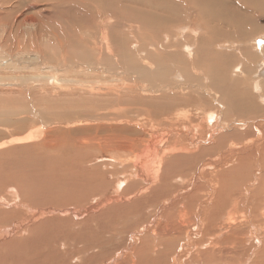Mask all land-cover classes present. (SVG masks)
I'll return each mask as SVG.
<instances>
[{
    "label": "rangeland",
    "instance_id": "obj_1",
    "mask_svg": "<svg viewBox=\"0 0 264 264\" xmlns=\"http://www.w3.org/2000/svg\"><path fill=\"white\" fill-rule=\"evenodd\" d=\"M32 1L0 10V264H113L123 255L119 263L171 264L182 241L199 239V219L202 241L185 246L178 264H200L201 254L212 264H264L258 151L248 150L254 161L236 168L237 151L264 123V102L252 89L264 55L259 8L230 0L238 14L211 20L194 58L177 55L186 79L174 84L167 54L162 79L143 52L170 28L138 27L134 0H59L51 9L47 0L28 7ZM97 7L118 21L101 25ZM208 111L217 117L206 118ZM170 222L175 233L160 235Z\"/></svg>",
    "mask_w": 264,
    "mask_h": 264
},
{
    "label": "bare ground",
    "instance_id": "obj_2",
    "mask_svg": "<svg viewBox=\"0 0 264 264\" xmlns=\"http://www.w3.org/2000/svg\"><path fill=\"white\" fill-rule=\"evenodd\" d=\"M25 1V0H24ZM47 1H49L48 3H47V8H53V7H56V6H58V4H59V0H47ZM64 0H60V4L63 2ZM71 1V0H70ZM78 0H72V2H77ZM99 1V0H98ZM116 1V0H115ZM240 2H241V4L243 5V4H245V5H248V6H250V7H257V8H259L258 10H260V13H262V14H264V0H239ZM45 2V1H44ZM69 2V1H68ZM112 2H114V0L112 1ZM189 0H134L133 1V3L135 4V6H134V8H131V9H129V10H131V11H133V13H134V21L135 22H137L138 23V27H139V25L140 26H142V25H144V24H147L148 22L150 23V22H154V23H156V24H159V25H162V26H165L166 28H170L167 32H165L164 33V35L162 36V38H160L161 40L159 41L158 40V38H155L154 40H152V42L150 43V41L149 42H147L146 44L148 45L147 47H149L148 49V51H143V50H141V51H143L144 52V54L145 55H149V57H150V61H152V63L156 66H154L155 67V69H156V71H157V73H158V76L161 78L164 74H162V72L163 71H165V70H162L163 68H162V66H164V64H163V62H162V60L160 59V57H161V55L164 53V54H167V57H168V59H169V63L171 64L170 66H172L173 67V73L171 74V75H173V78H172V80L171 81H168V79L166 80V81H168L167 83H169V82H172V83H174V84H178L179 82H180V80L182 79V84H184L185 83V79H186V74L185 73H183L182 72V70H181V65H180V57L181 56H177L178 54L180 55V52H182V53H184V55L188 58H192L193 57V54H194V48L195 47H197V46H195L194 44H197V43H199L201 40H202V38H203V32H205V27H207V25L209 24V23H211L212 21L211 20H213V21H215L214 19H216L217 17H223V16H225L226 18H227V16L229 17V16H235L236 17V15L238 14V11H236V8L238 7L237 5H233L232 4V2L230 1V0H193L191 3H190V5H189ZM116 3V2H115ZM235 3V2H234ZM39 4V3H38ZM42 4V3H41ZM113 4V3H112ZM111 4V5H112ZM117 4H121L120 3V0L119 1H117V3H116V6H117ZM76 5V4H75ZM91 5H92V3H91ZM110 5V6H111ZM34 6V8H35V6H36V0L35 1H32L30 4H29V6L28 7H33ZM102 6H104V4L102 5ZM122 6H124V5H122ZM3 7H4V9H5V11H7L8 9L10 10V9H12V8H14L13 7V2H11V0H0V10L1 9H3ZM77 7V6H76ZM83 7V6H82ZM109 7V6H108ZM240 7H242V6H240ZM102 8H104V7H102ZM101 7L100 8H98L97 7V17L98 18H101V19H106V21H104L105 23H103L102 22V24L101 25H104V27H107V26H109V25H111V23L108 21V20H110V19H116L117 20V18H116V16L115 15H113V14H115V13H113V14H111L110 12H108L106 9H104V10H106V13L105 14H102L101 13V9H102ZM111 8V7H110ZM128 8V7H127ZM256 8V9H257ZM3 9V10H4ZM90 10V9H89ZM242 10V9H241ZM250 10L251 9H249V12H250ZM27 11V10H26ZM246 11V10H245ZM248 11V10H247ZM255 11V10H254ZM242 12V11H241ZM0 13H2V12H0ZM248 15H249V13H248ZM15 17V16H14ZM30 17V16H29ZM33 17V16H32ZM106 17V18H105ZM219 17V18H220ZM238 17V16H237ZM241 17V16H240ZM239 17V18H240ZM246 17H247V15H246ZM19 18V16L17 17V19ZM233 18V17H232ZM3 19V18H2ZM54 19V18H53ZM100 19V20H101ZM234 19V18H233ZM241 19V18H240ZM6 20H7V18H6ZM218 20V19H217ZM238 21V23L240 22V20H238V18H235V21ZM70 21V20H69ZM118 21V20H117ZM244 21V20H243ZM246 21V20H245ZM17 22V21H16ZM20 22H21V20H20ZM25 22V21H24ZM217 22V21H216ZM3 23H6V22H2V27L4 28V25H3ZM12 23V22H11ZM10 23V24H11ZM61 23V22H60ZM113 24H115V22H113ZM211 24H213V23H211ZM15 25V24H14ZM14 25H12V26H14ZM20 25H22L21 23H20ZM33 25V24H32ZM159 25H158V27H159ZM10 26V25H9ZM11 26V27H12ZM115 26V25H114ZM146 26V25H145ZM137 27V26H136ZM214 27V26H213ZM239 27H241L240 25H239ZM19 29V28H18ZM23 30V29H22ZM73 30V29H72ZM213 30V29H212ZM153 31V30H152ZM107 33V32H106ZM153 34V35H152ZM152 36H154L155 37V35H156V33H155V31L154 32H152ZM151 35L149 34V33H146V35H144L143 37L144 38H150L151 37ZM4 36V35H3ZM6 36V35H5ZM12 36V35H11ZM161 36V35H160ZM189 36V37H188ZM190 36H191V40L193 39V42L192 41H190ZM2 37V36H1ZM213 37V36H212ZM3 38V37H2ZM15 38V37H14ZM104 38L105 39H112L113 38V36H112V34H109L108 36H105L104 35ZM152 38V37H151ZM210 39V38H209ZM1 40V39H0ZM102 40V39H101ZM5 41V40H4ZM117 41V40H116ZM156 41V42H155ZM192 42V43H190V42ZM146 42V41H145ZM224 42H225V40H224ZM226 42H228V41H226ZM13 43V42H12ZM119 43V42H118ZM203 43V42H202ZM220 43H222V42H220ZM233 43V42H232ZM231 44V43H230ZM229 44V45H230ZM235 43H233V45H234ZM226 45V44H225ZM243 45V44H242ZM138 46H139V44H138ZM259 46V45H258ZM158 47L161 49H158ZM220 47L221 48H223L224 47V45L223 44H220ZM234 47V46H233ZM143 48H144V46H143ZM226 48V47H225ZM225 48H224V50H225ZM147 49V48H146ZM217 49H218V47H217ZM152 51V52H151ZM158 51H160V53L158 52ZM162 51V52H161ZM143 54V55H144ZM264 54V53H263ZM263 54H261V55H263ZM146 57V56H145ZM124 59H126L125 57H123ZM147 58V57H146ZM186 58V59H187ZM194 58V57H193ZM147 59V60H148ZM164 60V59H163ZM189 60V59H188ZM164 61H166V60H164ZM174 62V63H173ZM190 62V61H189ZM260 62V64H259V66H258V68H257V66H256V70H255V72L253 73V86H252V89H253V91L258 95V97H259V100L260 101H262V102H264V94L261 92L262 91V84H261V82H263V78H264V76L263 75H261L260 74V71L264 68V55L262 56V58H261V61H259ZM140 65V64H139ZM191 65H192V63H191ZM131 70H133L132 68H130ZM135 69V68H134ZM237 69L238 70H240V73H241V69L237 66ZM140 70V69H139ZM138 70V71H139ZM153 71V70H152ZM237 71V70H236ZM123 73H126V75H127V72H124V71H122ZM134 72V71H133ZM154 72H155V70H154ZM118 73V72H117ZM131 73H132V71H131ZM142 75V74H141ZM144 75V74H143ZM107 77V76H106ZM143 77V76H142ZM147 77V76H146ZM164 77V76H163ZM163 77H162V79H163ZM116 79V78H115ZM145 80H150V78L149 79H145ZM144 81V80H143ZM142 81V82H143ZM133 83V82H132ZM148 83V82H147ZM147 83H145V84H147ZM141 85V89L142 90H144V91H146L147 90V86L146 85H142V84H140ZM137 86H138V84H137ZM118 88V87H117ZM171 88V87H170ZM182 90V89H181ZM155 91H160V90H155ZM165 96V93H162L161 91H160V97L158 96V98H162V97H164ZM172 97H173V95H171ZM170 96V97H171ZM175 97H176V95H174ZM167 97V96H166ZM176 99V98H175ZM177 99H178V97H177ZM176 99V101L178 102V100ZM180 99V98H179ZM183 99L185 100V99H187L186 97H183ZM176 101H170L169 102V104L165 107V108H162V110H163V114H166V113H168L169 112V110H170V107L171 106H173V104H175L176 103ZM216 101V100H215ZM175 102V103H174ZM221 104V103H220ZM227 106V105H226ZM222 107H223V105H222ZM122 108V107H121ZM207 113V112H206ZM216 113V112H215ZM213 111H208V113H207V116H206V118H208V119H212V118H216L217 116H216V114H215ZM172 115V114H171ZM168 118H169V116L167 117H164V118H160L159 117V119H158V122H161V121H167L168 120ZM215 120V119H214ZM224 120V119H223ZM233 120V119H232ZM170 122V121H169ZM237 124V123H236ZM243 124V123H242ZM244 125V124H243ZM254 128L259 132V134H258V136H255V139L253 140V141H251L250 142V145L249 146H247L246 148L244 147V148H240L237 152V154H239L238 156H239V158H238V167L236 166V168H238V169H242V168H245V167H248L249 166V164H250V161L252 160V161H254V158H255V152L254 153H252V152H250V151H248V150H250L251 148L253 149V148H255V150L256 151H258V156H256V158H257V166L255 167V170L257 169V167L259 168L258 170H259V176L257 177H255L253 180H255V181H257V184L259 183V184H261L262 183V185L264 184V123H256V126H254ZM234 146V145H233ZM146 147H148V146H146ZM242 147V146H241ZM238 148V147H237ZM143 151V150H142ZM231 152V151H230ZM233 152H236V151H233ZM253 158V159H252ZM218 160V159H217ZM208 164H209V162H208ZM211 164V163H210ZM206 165V164H205ZM235 168V169H236ZM246 169V168H245ZM255 176V175H254ZM251 179V180H252ZM250 180V182H252ZM249 182V183H250ZM247 185V184H246ZM189 188V187H188ZM264 188V187H263ZM249 189H250V187H249V185L248 186H246L245 187V192H246V199H247V195H248V193H249ZM156 193V192H155ZM176 196V195H175ZM242 196V195H241ZM208 198H210V195L209 196H207ZM245 197V196H244ZM244 197H242V198H244ZM247 201V200H246ZM164 202V201H163ZM167 203V202H166ZM201 205V204H200ZM236 205V204H235ZM263 205V204H262ZM167 207V205L165 204H161L160 206H159V208L160 207ZM237 206V205H236ZM252 207V206H251ZM250 207V208H251ZM262 207H264V206H262ZM215 207H213L212 208V210H215L214 209ZM179 209V208H178ZM243 209V208H242ZM248 209V208H247ZM254 209V208H253ZM211 210V211H212ZM199 211V210H198ZM205 211V210H204ZM216 211V210H215ZM214 212V211H213ZM249 212V211H248ZM253 212V211H252ZM162 213V212H161ZM215 213V212H214ZM217 213V212H216ZM230 213V212H229ZM261 213V217L263 218L264 217V211H262V212H260ZM228 214V213H227ZM249 214H250V212H249ZM170 215V214H169ZM242 216H245V210H242V214H241ZM157 216V215H156ZM159 217V216H158ZM212 217H213V214L211 215V217H210V219H212ZM253 217V216H252ZM255 217V216H254ZM253 217V218H254ZM162 217H160L159 219H161ZM209 218V217H208ZM216 218H217V216H216ZM215 218V219H216ZM246 218H247V216H246ZM251 219V218H250ZM165 220V219H164ZM209 220V219H208ZM228 220V219H227ZM255 220H257L256 218H255ZM19 221V220H18ZM162 221H163V219H162ZM202 223L203 222V220H201V219H199L198 221H196L197 222V225H196V233L197 234H199V239H197V240H195V238L193 239V241L192 240H190V239H188V237L186 238L188 241H186V242H183L182 241V243L180 244V247H181V250L180 251H178V253H175L176 255H174L173 256V259H172V262H171V264H178V259H181V257H183L182 256V251H184L186 248H185V246H193L196 242H201L202 241V237H201V235H202V233L205 231V229H204V226H203V224H200V222ZM220 221V220H219ZM221 221H223V220H221ZM226 221V220H225ZM245 221H247L246 219H245ZM254 221V220H253ZM258 221V220H257ZM159 222V221H158ZM165 222V221H164ZM209 222V221H208ZM210 222H212V220H210ZM247 222H249V221H247ZM246 222V223H247ZM255 222V221H254ZM160 223V222H159ZM166 223V222H165ZM164 223V224H165ZM224 223V222H223ZM252 223V222H251ZM256 223V222H255ZM196 224V223H195ZM218 224V223H217ZM225 224V223H224ZM249 224H250V222H249ZM258 224V223H257ZM264 224V223H263ZM156 225V224H155ZM163 225V224H162ZM247 225H248V223H247ZM247 225H245V226H247ZM254 225V224H253ZM160 226H161V224H160ZM171 222L170 223H167L166 224V226H165V228L163 227L161 230V232H162V234H161V232H160V235H162V236H165V234L166 235H168V237H170L171 235H169V234H174L175 233V230L173 229V228H171ZM215 226V225H214ZM242 226H244V225H242ZM256 226H258L257 227V229L259 228L260 229V224H258V225H256ZM155 227H157V226H155ZM205 227H207L206 225H205ZM208 227H210V225L208 226ZM207 227V229H209ZM216 227V226H215ZM221 227L222 226H217L216 227V232L218 231V230H221ZM238 227V226H237ZM249 227V226H248ZM252 228H253V226H251ZM158 228V227H157ZM156 228V229H157ZM176 228V227H175ZM182 228V227H181ZM234 228V227H233ZM236 228V227H235ZM242 228V227H241ZM245 229L247 228V227H244ZM254 228H256V227H254ZM193 229V228H192ZM214 229H212V230H214ZM259 229H258V231H259ZM151 230V229H150ZM184 229H181V230H178L176 233H181L182 231H183ZM211 230V229H210ZM190 231V230H189ZM208 231V230H207ZM141 232V231H140ZM188 232V231H187ZM209 232V231H208ZM219 232V231H218ZM231 232V231H230ZM233 232V231H232ZM155 233V232H154ZM159 233V232H158ZM195 233V234H196ZM214 233V232H213ZM212 233V234H213ZM256 233H258L257 231H256ZM264 233V232H263ZM142 234V233H141ZM145 234V233H144ZM143 234V235H144ZM156 234H157V231H156ZM193 234H194V232H193ZM192 233H191V235H193ZM196 234V235H197ZM216 234V233H215ZM154 235V234H153ZM153 235H151V236H153ZM188 235V234H187ZM204 235V234H203ZM207 234H205V236H206ZM219 235V234H218ZM217 235V236H218ZM234 235V234H233ZM249 235V234H248ZM172 236H174V235H172ZM260 236V235H259ZM143 237V236H142ZM204 237V236H203ZM206 237H208V236H206ZM213 237V236H212ZM219 237V236H218ZM224 237V236H223ZM234 237V236H233ZM239 237V236H238ZM242 237V236H241ZM151 238H154V236L153 237H151ZM150 237H149V240L151 239ZM159 238V237H158ZM165 238V237H164ZM172 238V237H171ZM193 238V237H192ZM191 238V239H192ZM211 238V237H210ZM247 238H249V237H247ZM161 239V238H160ZM170 239V238H169ZM200 239H201V241H200ZM218 239V238H217ZM246 239V238H245ZM145 240V239H144ZM215 240V239H214ZM214 240H212V241H214ZM228 240V239H227ZM239 240V239H238ZM153 241L155 242L156 240L155 239H153ZM208 241V240H207ZM219 241V240H218ZM254 241V240H253ZM143 242V241H142ZM160 242V241H159ZM159 242H156V243H159ZM215 242V241H214ZM217 242V241H216ZM216 242H215V244H216ZM220 242H221V237H220ZM234 242V241H233ZM241 242V241H240ZM260 242H261V244H262V241L260 240ZM152 244V243H151ZM197 244V243H196ZM223 244V243H222ZM227 244V243H226ZM225 244V245H226ZM229 244V243H228ZM236 244V243H235ZM154 245V244H153ZM145 246V245H144ZM179 246V245H178ZM219 246V248H220V244L218 245ZM263 246H264V244H263ZM141 247H143L142 245H141ZM157 247H158V245H157ZM214 247H217V246H214ZM79 248V247H78ZM88 248V247H87ZM185 248V249H184ZM189 248V247H188ZM200 248V247H199ZM206 248V247H205ZM210 248V247H209ZM209 248H207L206 250H209ZM89 249V248H88ZM145 250H146V248H144ZM156 249V248H155ZM215 249V248H214ZM213 249V250H214ZM221 249V248H220ZM224 249V248H223ZM81 250V249H80ZM136 250V249H135ZM138 250H139V248H138ZM137 250V252H139ZM145 250L144 251H142V252H144L145 253ZM193 250V249H192ZM210 250H211V248H210ZM209 250V251H210ZM78 251V250H77ZM140 251H141V249H140ZM154 251V250H153ZM187 251V250H186ZM186 251H184V252H186ZM203 250H201V252H202ZM205 251V250H204ZM222 251V250H221ZM220 251V252H221ZM224 251V250H223ZM136 252V251H135ZM136 252V253H137ZM162 252V251H161ZM183 252V253H184ZM197 252H199V251H197ZM196 252V254H198ZM217 252H219V251H217ZM143 253V254H144ZM200 253V252H199ZM214 253V252H213ZM216 253V252H215ZM225 253V252H224ZM224 253H216V254H213V258L214 257H222L223 256V258H226V257H228L226 254L224 255ZM259 253V252H258ZM192 254H194V252L192 253ZM196 254H194V258L196 257ZM201 254V253H200ZM207 254H209V253H207ZM223 254V255H222ZM253 254H254V252H253ZM140 254L138 253V256H139ZM142 255V254H141ZM184 255V254H183ZM189 255H190V253H189ZM199 255V254H198ZM252 255V254H251ZM250 255V256H251ZM130 256V255H129ZM137 256V257H138ZM148 256V255H147ZM191 257H192V255H190ZM206 256V255H205ZM209 256V255H208ZM207 256V257H208ZM211 257H212V255H210ZM249 256V257H250ZM123 257H124V255L121 257H117L115 260H114V262H113V264H123V263H119V261H117L118 260V258L119 259H122L123 260ZM140 257H142V256H139V258ZM144 257V256H143ZM207 257H203L202 256V254H201V256H199V262H200V264H212L211 263V259H210V257L209 258H207ZM249 257H247V258H249ZM254 257V256H253ZM255 257H257V256H255ZM233 258V257H232ZM232 258H229L230 260H231V262L232 263H234L236 260V256H235V258L234 259H232ZM131 259V258H130ZM129 259V260H130ZM141 259V258H140ZM189 259V258H188ZM190 259H193V257L192 258H190ZM217 259V258H216ZM122 260H121V262H122ZM136 260H139V259H136ZM143 260V259H142ZM195 260V259H194ZM193 260V261H194ZM218 260V259H217ZM217 260H214V261H217ZM220 260H222V259H220ZM249 260V259H248ZM80 261V260H79ZM198 261V260H197ZM225 261V260H224ZM111 262V261H110ZM109 262V263H110ZM127 262H129V261H127ZM220 262V261H219ZM250 262V261H249ZM248 262V263H249ZM108 263V264H109ZM130 263V262H129ZM135 263H137V261L135 262ZM183 263L184 264H194L192 261H190V260H188L187 262H184L183 261ZM239 264H245V260H243L242 262H238ZM138 264H139V262H138ZM196 264V263H195ZM199 264V263H198ZM216 264H217V262H216ZM221 264V263H220ZM224 264V263H223ZM253 264V263H252Z\"/></svg>",
    "mask_w": 264,
    "mask_h": 264
},
{
    "label": "water",
    "instance_id": "obj_3",
    "mask_svg": "<svg viewBox=\"0 0 264 264\" xmlns=\"http://www.w3.org/2000/svg\"><path fill=\"white\" fill-rule=\"evenodd\" d=\"M260 74L264 76V68L260 71Z\"/></svg>",
    "mask_w": 264,
    "mask_h": 264
}]
</instances>
